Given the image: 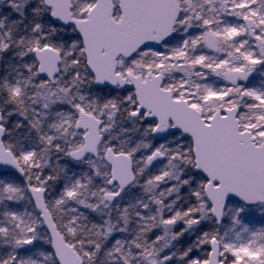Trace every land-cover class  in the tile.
<instances>
[{
    "label": "snow or ice",
    "instance_id": "1",
    "mask_svg": "<svg viewBox=\"0 0 264 264\" xmlns=\"http://www.w3.org/2000/svg\"><path fill=\"white\" fill-rule=\"evenodd\" d=\"M0 264H264V0H0Z\"/></svg>",
    "mask_w": 264,
    "mask_h": 264
}]
</instances>
